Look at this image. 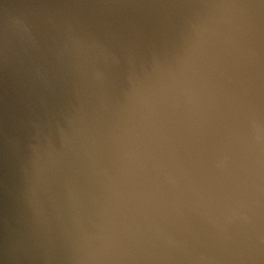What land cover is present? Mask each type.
<instances>
[{"label": "clouds", "instance_id": "1", "mask_svg": "<svg viewBox=\"0 0 264 264\" xmlns=\"http://www.w3.org/2000/svg\"><path fill=\"white\" fill-rule=\"evenodd\" d=\"M0 264H264V0H0Z\"/></svg>", "mask_w": 264, "mask_h": 264}]
</instances>
